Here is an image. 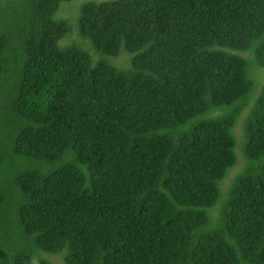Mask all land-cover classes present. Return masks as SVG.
Here are the masks:
<instances>
[{
	"label": "trees",
	"instance_id": "1",
	"mask_svg": "<svg viewBox=\"0 0 264 264\" xmlns=\"http://www.w3.org/2000/svg\"><path fill=\"white\" fill-rule=\"evenodd\" d=\"M71 1L0 0V264H264V0Z\"/></svg>",
	"mask_w": 264,
	"mask_h": 264
},
{
	"label": "rangeland",
	"instance_id": "2",
	"mask_svg": "<svg viewBox=\"0 0 264 264\" xmlns=\"http://www.w3.org/2000/svg\"><path fill=\"white\" fill-rule=\"evenodd\" d=\"M83 1H85V0H72L69 3L64 2L66 4L61 7L60 13L67 15L68 13H72V12L76 11L77 7ZM92 1H104V0H92ZM75 38H76V35L73 34L71 36V38L69 39V41L72 40V39H75ZM126 58H127L126 54H120L117 57H115L114 59H112V62L115 65L119 66V65H122L124 63ZM252 74H253L252 77L255 80L258 79L260 83L264 82V68L263 69H256V70H254L252 72ZM247 111L248 110L243 112V114L239 117L238 121L235 124L234 133L237 136V138H240L242 136L243 128H244L242 122L244 121V117L246 116ZM239 147H240V145H238V147H237L238 162H237L236 166L234 168L230 169L227 172L226 177L221 182V190H222V192L225 191V188L228 186V184L230 183V181L234 177V175L238 173V171H239V169L241 167L242 160L240 158ZM239 158H240V160H239ZM48 258L51 259L52 261H54L55 264H64V262L60 261V258L57 257V256H48Z\"/></svg>",
	"mask_w": 264,
	"mask_h": 264
}]
</instances>
